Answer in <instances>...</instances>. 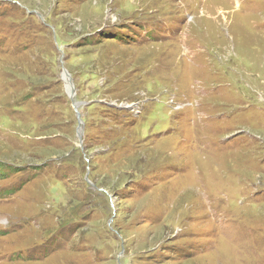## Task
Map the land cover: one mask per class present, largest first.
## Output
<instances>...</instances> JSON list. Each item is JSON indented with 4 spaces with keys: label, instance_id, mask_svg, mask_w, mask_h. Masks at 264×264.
<instances>
[{
    "label": "rangeland",
    "instance_id": "1",
    "mask_svg": "<svg viewBox=\"0 0 264 264\" xmlns=\"http://www.w3.org/2000/svg\"><path fill=\"white\" fill-rule=\"evenodd\" d=\"M0 264H264V0H0Z\"/></svg>",
    "mask_w": 264,
    "mask_h": 264
},
{
    "label": "water",
    "instance_id": "2",
    "mask_svg": "<svg viewBox=\"0 0 264 264\" xmlns=\"http://www.w3.org/2000/svg\"><path fill=\"white\" fill-rule=\"evenodd\" d=\"M65 74H67L68 75V73L67 72H65ZM67 80H68V86H69V88H70V91H73V84H72V81H71V79H70V77L68 76L67 77ZM79 121H81L79 118H77Z\"/></svg>",
    "mask_w": 264,
    "mask_h": 264
},
{
    "label": "bare ground",
    "instance_id": "3",
    "mask_svg": "<svg viewBox=\"0 0 264 264\" xmlns=\"http://www.w3.org/2000/svg\"><path fill=\"white\" fill-rule=\"evenodd\" d=\"M152 5V4H151ZM239 39V38H238Z\"/></svg>",
    "mask_w": 264,
    "mask_h": 264
},
{
    "label": "trees",
    "instance_id": "4",
    "mask_svg": "<svg viewBox=\"0 0 264 264\" xmlns=\"http://www.w3.org/2000/svg\"><path fill=\"white\" fill-rule=\"evenodd\" d=\"M137 17V16H136Z\"/></svg>",
    "mask_w": 264,
    "mask_h": 264
}]
</instances>
